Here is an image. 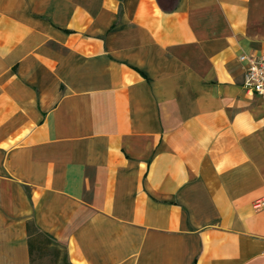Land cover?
Instances as JSON below:
<instances>
[{"label":"crops","instance_id":"0c3cea01","mask_svg":"<svg viewBox=\"0 0 264 264\" xmlns=\"http://www.w3.org/2000/svg\"><path fill=\"white\" fill-rule=\"evenodd\" d=\"M264 0H0V264H264Z\"/></svg>","mask_w":264,"mask_h":264},{"label":"built area","instance_id":"2783aa9c","mask_svg":"<svg viewBox=\"0 0 264 264\" xmlns=\"http://www.w3.org/2000/svg\"><path fill=\"white\" fill-rule=\"evenodd\" d=\"M240 60L246 64L245 89L247 92L264 99V58L242 56Z\"/></svg>","mask_w":264,"mask_h":264}]
</instances>
